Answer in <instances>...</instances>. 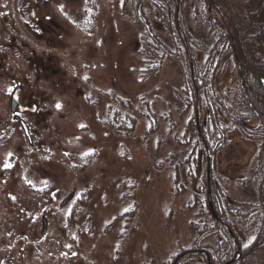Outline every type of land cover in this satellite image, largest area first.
I'll return each instance as SVG.
<instances>
[{"label": "rangeland", "instance_id": "rangeland-1", "mask_svg": "<svg viewBox=\"0 0 264 264\" xmlns=\"http://www.w3.org/2000/svg\"><path fill=\"white\" fill-rule=\"evenodd\" d=\"M155 3L165 0H142L151 23ZM131 6V0H0V264H171L189 250L198 185L184 167L176 188L167 160L185 151L175 140L188 118L175 121L170 136L166 125L150 135L138 113L144 101L160 113L164 93L180 78L166 62L154 81L138 79L141 30ZM231 69L216 74L220 94L230 86ZM16 87L22 103L38 108L24 117L32 146L11 116ZM111 91L131 107L114 102ZM109 108L134 116V132L119 136L104 126ZM227 137L217 158L229 199L253 200L236 180L247 178L261 142L234 130ZM68 195L73 200L61 207ZM241 241L245 248L252 239ZM248 253L239 264H264V240Z\"/></svg>", "mask_w": 264, "mask_h": 264}, {"label": "trees", "instance_id": "trees-1", "mask_svg": "<svg viewBox=\"0 0 264 264\" xmlns=\"http://www.w3.org/2000/svg\"><path fill=\"white\" fill-rule=\"evenodd\" d=\"M188 1L155 3L156 23H151L142 0H131L130 17L141 30L142 69L138 79L154 81L166 62L176 68L180 78L177 88L164 93L160 113L153 101H144L138 113L147 122L150 135L166 125L165 135L170 136L177 127L175 121L188 118L184 134L175 140L185 151L177 159L169 155L167 160L176 188L180 187L179 169L184 167L191 182L198 185L191 195V210L196 215L190 223L193 236L189 250L206 248L211 253L210 262L221 264L236 250L244 253L243 260L264 240V0H204L202 5L191 0V9ZM191 11L193 27L189 25ZM229 65L230 86L220 94L216 74ZM107 94L121 107H131L112 91ZM135 119L109 108L101 123L122 136L134 132ZM231 130L247 141L261 142L247 178L236 180L238 188L253 198L250 201L229 199L227 181L218 171L217 157L229 144ZM84 160L80 158L78 164L84 165ZM240 235L252 239L247 248L242 246ZM211 237L212 242L208 241Z\"/></svg>", "mask_w": 264, "mask_h": 264}, {"label": "flooded vegetation", "instance_id": "flooded-vegetation-1", "mask_svg": "<svg viewBox=\"0 0 264 264\" xmlns=\"http://www.w3.org/2000/svg\"><path fill=\"white\" fill-rule=\"evenodd\" d=\"M91 23V27L93 26V20L90 22ZM89 23V24H90ZM1 68V67H0ZM19 89V87H16L15 89ZM20 91V89H19ZM20 93L21 91L19 92L18 94V102L11 106V100H10V112H11V116L13 117L14 119V122L17 123L21 130H22V127H21V123H24V126L26 128V131H27V134L29 136V139H27L24 135L25 133L23 132V136L25 137L27 143H28V146H32V140H31V129H30V126H28V123L24 120V117L26 115H33V114H37V105H33L34 103H32L30 105V103H22L21 100H20ZM231 238H234V235L231 234V232H229ZM236 235V234H235ZM44 236V235H42ZM241 240V239H240ZM250 245V243H249ZM245 246L246 248L249 246ZM243 246V245H242ZM194 255L195 258L196 257H202L205 258L206 260L204 261L205 264H214L212 262H210V260L212 259L211 257V253L208 249L204 248V249H191V250H187L185 252H181L180 254H178L172 261L171 264H192L193 260L190 259V257H192ZM241 251L239 250H236L234 255L232 256V258L230 260H227L226 262H223L221 264H239V261L242 259L241 258ZM237 257V259H236ZM185 259V260H184ZM235 260V262L232 263V261Z\"/></svg>", "mask_w": 264, "mask_h": 264}, {"label": "water", "instance_id": "water-1", "mask_svg": "<svg viewBox=\"0 0 264 264\" xmlns=\"http://www.w3.org/2000/svg\"><path fill=\"white\" fill-rule=\"evenodd\" d=\"M18 94H19V89L17 88V89L14 90L13 96H12V98H11V106L15 105V104L18 102ZM20 123H21L22 130H23V132L25 133L24 136H26V138L29 139V136H28V134H27L26 128H25V126H24V123H22V122H20ZM69 199H70V198L65 199V200L61 203V207L67 205V202L69 201ZM45 231H46V223H45V221H43V234L45 233ZM236 259H237V257H236ZM236 259H234V260L232 261V263L235 262Z\"/></svg>", "mask_w": 264, "mask_h": 264}, {"label": "snow or ice", "instance_id": "snow-or-ice-1", "mask_svg": "<svg viewBox=\"0 0 264 264\" xmlns=\"http://www.w3.org/2000/svg\"><path fill=\"white\" fill-rule=\"evenodd\" d=\"M9 92L11 93L12 90L9 89ZM56 107H57V109H60V108H61V105H60V104H57ZM11 167H12V165H11L10 163H6V164L4 165L5 170L11 169ZM13 199H14V198H13Z\"/></svg>", "mask_w": 264, "mask_h": 264}]
</instances>
